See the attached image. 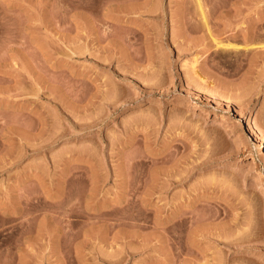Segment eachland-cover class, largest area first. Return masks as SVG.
<instances>
[{
	"label": "rangeland",
	"instance_id": "1",
	"mask_svg": "<svg viewBox=\"0 0 264 264\" xmlns=\"http://www.w3.org/2000/svg\"><path fill=\"white\" fill-rule=\"evenodd\" d=\"M262 43L264 0H0V264H264Z\"/></svg>",
	"mask_w": 264,
	"mask_h": 264
},
{
	"label": "bare ground",
	"instance_id": "2",
	"mask_svg": "<svg viewBox=\"0 0 264 264\" xmlns=\"http://www.w3.org/2000/svg\"><path fill=\"white\" fill-rule=\"evenodd\" d=\"M200 6H201V4H199ZM201 9H202V6L200 7ZM203 10V9H202ZM218 45V44H217ZM220 45V44H219ZM221 46V45H220ZM254 48V47H253ZM254 49H256V50H260V51H262L263 52V54H264V43H262V45H258L257 44V46H255V48ZM197 63H198V61H196L195 62V66L197 65ZM262 146V145H261ZM253 161V163H255L256 162V158H253L252 159ZM108 261V260H107ZM110 261H112L113 262V260H110ZM115 261V260H114ZM117 262H118V260H117ZM121 262V261H120ZM107 263V262H106ZM110 263V262H109ZM109 263H107V264H109ZM115 263V262H114ZM114 263H112V264H114ZM116 264H118V263H116Z\"/></svg>",
	"mask_w": 264,
	"mask_h": 264
}]
</instances>
